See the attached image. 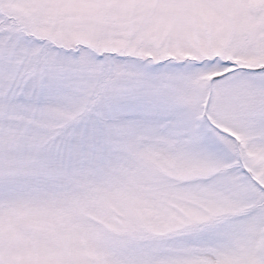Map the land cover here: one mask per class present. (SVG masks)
I'll use <instances>...</instances> for the list:
<instances>
[{
  "label": "snow or ice",
  "instance_id": "snow-or-ice-1",
  "mask_svg": "<svg viewBox=\"0 0 264 264\" xmlns=\"http://www.w3.org/2000/svg\"><path fill=\"white\" fill-rule=\"evenodd\" d=\"M0 264H264V0H0Z\"/></svg>",
  "mask_w": 264,
  "mask_h": 264
}]
</instances>
